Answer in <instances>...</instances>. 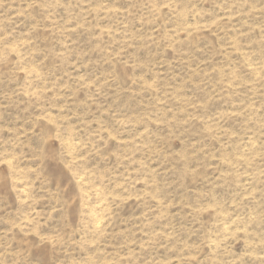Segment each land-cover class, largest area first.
I'll return each instance as SVG.
<instances>
[{
    "label": "rangeland",
    "instance_id": "374dc122",
    "mask_svg": "<svg viewBox=\"0 0 264 264\" xmlns=\"http://www.w3.org/2000/svg\"><path fill=\"white\" fill-rule=\"evenodd\" d=\"M0 264H264V0H0Z\"/></svg>",
    "mask_w": 264,
    "mask_h": 264
}]
</instances>
